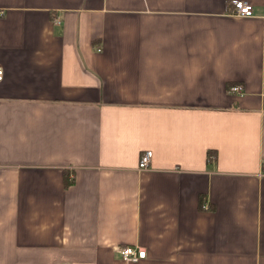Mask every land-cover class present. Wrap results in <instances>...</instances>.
Wrapping results in <instances>:
<instances>
[{"label":"crops","instance_id":"obj_1","mask_svg":"<svg viewBox=\"0 0 264 264\" xmlns=\"http://www.w3.org/2000/svg\"><path fill=\"white\" fill-rule=\"evenodd\" d=\"M228 1L0 0V264H264V0Z\"/></svg>","mask_w":264,"mask_h":264},{"label":"built area","instance_id":"obj_2","mask_svg":"<svg viewBox=\"0 0 264 264\" xmlns=\"http://www.w3.org/2000/svg\"><path fill=\"white\" fill-rule=\"evenodd\" d=\"M229 13L230 15L237 16V17H251L253 16V7L252 5L245 1V0H229L228 1ZM2 66L0 65V80L2 78ZM241 89L237 85H231L228 87V93H238ZM261 94L264 95V78L261 82ZM151 151L144 150L139 154L137 168L145 169L149 161L151 159ZM264 169V162L262 163ZM202 209L207 208V203L202 202L201 204ZM117 253L120 256V259L124 262H135L139 259H143L145 257V250L141 247L127 245V246H119L116 248Z\"/></svg>","mask_w":264,"mask_h":264},{"label":"trees","instance_id":"obj_3","mask_svg":"<svg viewBox=\"0 0 264 264\" xmlns=\"http://www.w3.org/2000/svg\"><path fill=\"white\" fill-rule=\"evenodd\" d=\"M206 158H207V163H208V164L211 163V162H213V160H214V158H215V153H214V151H212V150H208V151L206 152Z\"/></svg>","mask_w":264,"mask_h":264}]
</instances>
